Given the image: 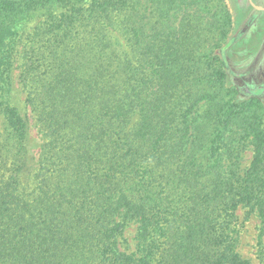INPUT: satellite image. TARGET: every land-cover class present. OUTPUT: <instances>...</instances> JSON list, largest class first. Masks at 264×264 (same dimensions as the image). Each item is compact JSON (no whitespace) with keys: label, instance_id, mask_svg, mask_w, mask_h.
Returning a JSON list of instances; mask_svg holds the SVG:
<instances>
[{"label":"trees","instance_id":"obj_1","mask_svg":"<svg viewBox=\"0 0 264 264\" xmlns=\"http://www.w3.org/2000/svg\"><path fill=\"white\" fill-rule=\"evenodd\" d=\"M167 3L148 31L141 0H0V264H249L236 210L258 218L260 243L264 107L226 84V6L201 52L204 18Z\"/></svg>","mask_w":264,"mask_h":264},{"label":"rangeland","instance_id":"obj_2","mask_svg":"<svg viewBox=\"0 0 264 264\" xmlns=\"http://www.w3.org/2000/svg\"><path fill=\"white\" fill-rule=\"evenodd\" d=\"M141 11L144 15V21L146 29L152 30L155 25L157 7L160 6L163 10V14H167L165 17L168 19L176 12L177 8L174 5L167 3V0H141ZM186 4L191 2L190 10L195 15L202 16L203 30L200 38H194L195 46L200 47L201 52L206 48H212L213 43L218 40L217 33L212 31L213 16L218 12L219 6H226L231 16V27L228 30L226 39L222 44L228 43L225 51V60L227 73L226 84L237 91V95L244 101L251 99H257L264 107V12L256 19V12L249 5L247 0H184ZM254 2L255 0H251ZM177 12L176 21L171 23L172 27H177L179 16L184 9L182 4ZM191 12V13H192ZM164 20V19H163ZM257 20V21H256ZM42 19H34L29 24L30 27H35L41 23ZM164 25L165 32H167V26L164 20L160 28ZM201 26V27H202ZM204 34V35H205ZM23 46H18L17 59L15 68L12 72L13 77V89L12 99L15 106H17L21 112H24V98L25 95L22 92L18 83L19 66L21 63L20 50ZM199 52V50H196ZM25 114L28 113L25 112ZM30 125V139L28 145L29 159H34L39 147V133L34 129L33 121L28 116ZM264 125V122H263ZM245 147L241 150L239 156V172L242 174L250 164L252 159L253 150L251 145L247 142ZM246 208L239 207L236 210L237 221L235 228L237 230V244L236 251L241 258L247 260L249 264H264V236L261 242H258L259 234V220L254 214H249L246 217ZM246 217V219H245ZM135 227L136 225H130L125 229L122 236L119 239V246L121 250L129 253L133 250L135 241Z\"/></svg>","mask_w":264,"mask_h":264},{"label":"crops","instance_id":"obj_3","mask_svg":"<svg viewBox=\"0 0 264 264\" xmlns=\"http://www.w3.org/2000/svg\"><path fill=\"white\" fill-rule=\"evenodd\" d=\"M248 1V0H247ZM249 3V1H248ZM255 6L257 7H261L264 8V0H255L254 2H252ZM250 5V3H249ZM251 6V5H250ZM252 7V6H251ZM252 9L257 13L256 14V19L259 18V16H261V13L264 12V10H256L255 8L252 7ZM257 21V20H256Z\"/></svg>","mask_w":264,"mask_h":264},{"label":"water","instance_id":"obj_4","mask_svg":"<svg viewBox=\"0 0 264 264\" xmlns=\"http://www.w3.org/2000/svg\"><path fill=\"white\" fill-rule=\"evenodd\" d=\"M248 1H249L250 5H251L253 8H255L256 10H264V8H261V7H257V6H255V5L252 3L251 0H248Z\"/></svg>","mask_w":264,"mask_h":264}]
</instances>
